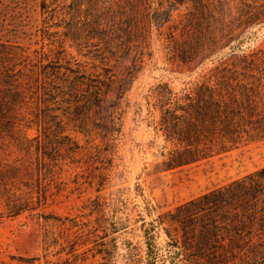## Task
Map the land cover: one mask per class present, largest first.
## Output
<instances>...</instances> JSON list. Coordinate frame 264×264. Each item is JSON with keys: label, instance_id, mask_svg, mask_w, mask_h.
Here are the masks:
<instances>
[{"label": "rangeland", "instance_id": "1", "mask_svg": "<svg viewBox=\"0 0 264 264\" xmlns=\"http://www.w3.org/2000/svg\"><path fill=\"white\" fill-rule=\"evenodd\" d=\"M1 48L20 96L0 108V264H148V243L224 264L168 254L171 214L264 167V141L167 169L153 96L264 66V0H0Z\"/></svg>", "mask_w": 264, "mask_h": 264}, {"label": "trees", "instance_id": "2", "mask_svg": "<svg viewBox=\"0 0 264 264\" xmlns=\"http://www.w3.org/2000/svg\"><path fill=\"white\" fill-rule=\"evenodd\" d=\"M3 54L1 48L0 108L11 110L20 91ZM234 57L239 65L215 68L216 78L193 92L165 88L153 96L158 131L171 145L167 169L198 165L244 142L264 141V66L251 55ZM92 94L98 101L99 93ZM171 221L180 242L167 234L168 254H179L186 262L264 264V167L179 205ZM147 245L148 264H167Z\"/></svg>", "mask_w": 264, "mask_h": 264}]
</instances>
